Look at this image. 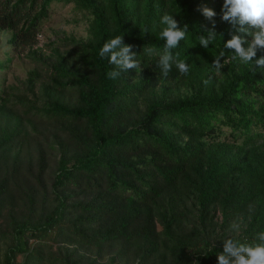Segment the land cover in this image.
Instances as JSON below:
<instances>
[{
	"label": "trees",
	"instance_id": "16d2710c",
	"mask_svg": "<svg viewBox=\"0 0 264 264\" xmlns=\"http://www.w3.org/2000/svg\"><path fill=\"white\" fill-rule=\"evenodd\" d=\"M54 2L87 18L84 38L39 45ZM222 7L0 0V30L10 35L0 71L15 55L33 63L20 83L0 87V264H100L104 248L113 253L106 264H217L225 239L259 243L264 68L230 61L224 44L242 34L222 21ZM166 13L188 26L172 50L188 63L186 76L158 67ZM213 24L218 36L205 49L198 36ZM116 36L133 46L141 70L109 79L114 65L99 51Z\"/></svg>",
	"mask_w": 264,
	"mask_h": 264
},
{
	"label": "clouds",
	"instance_id": "9594fccd",
	"mask_svg": "<svg viewBox=\"0 0 264 264\" xmlns=\"http://www.w3.org/2000/svg\"><path fill=\"white\" fill-rule=\"evenodd\" d=\"M201 12L210 21L216 15L207 7L202 8ZM221 19L229 22L237 33L242 34H233L224 44V48L232 50L230 61H238L242 65L249 66L253 72L258 68H264V55L257 58V53L264 51V0H223ZM159 24L163 26L159 37L165 41L163 53L158 61V67L163 76H168L173 65L181 75H188L190 70L188 63L180 59L178 53L174 55L172 51L179 47L180 41L186 39L188 26L181 28L173 15L167 13L161 17ZM214 27L213 24V30H209L206 35L198 36L201 47L208 49L209 45L216 40L218 35ZM244 37H250V39ZM151 51L149 49V52ZM99 56L108 59L109 64L114 65V70L107 73L109 79H116L122 72L130 69L141 70L133 46L124 43V36H116L105 42L99 51ZM224 57L225 52L221 51L213 60L211 67L217 73H220L225 66L221 63ZM209 83V80L204 81L205 86ZM232 229L239 232V225L233 224ZM256 239L259 243L254 245L242 243L238 239H225L222 252L217 255V264H264V232H259ZM193 264L197 262L194 261Z\"/></svg>",
	"mask_w": 264,
	"mask_h": 264
},
{
	"label": "rangeland",
	"instance_id": "374dc122",
	"mask_svg": "<svg viewBox=\"0 0 264 264\" xmlns=\"http://www.w3.org/2000/svg\"><path fill=\"white\" fill-rule=\"evenodd\" d=\"M39 36V45H43L48 41L55 40L57 37L74 36L75 38H84L87 34V18L81 13L75 12L72 5H62L54 2L49 10V16L41 23ZM10 37L8 31L0 30V60L4 59L3 52L8 48L6 40ZM8 69L0 71V87L9 84H18L26 76V71L33 66L23 56L17 57L9 65ZM221 216L217 213L215 220H220ZM1 253L5 249V243H0ZM55 246H53L54 249ZM102 257L99 258L100 264H106L109 256L113 253L108 248L102 250ZM18 261L22 262V255L18 256Z\"/></svg>",
	"mask_w": 264,
	"mask_h": 264
}]
</instances>
